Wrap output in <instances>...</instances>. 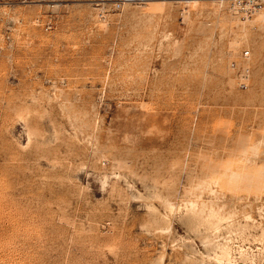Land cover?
I'll return each mask as SVG.
<instances>
[{"label":"rangeland","instance_id":"obj_1","mask_svg":"<svg viewBox=\"0 0 264 264\" xmlns=\"http://www.w3.org/2000/svg\"><path fill=\"white\" fill-rule=\"evenodd\" d=\"M0 264H264L263 16L0 0Z\"/></svg>","mask_w":264,"mask_h":264},{"label":"built area","instance_id":"obj_2","mask_svg":"<svg viewBox=\"0 0 264 264\" xmlns=\"http://www.w3.org/2000/svg\"><path fill=\"white\" fill-rule=\"evenodd\" d=\"M123 3L146 4L152 1L163 3H174L178 5H190L193 3L204 1H219V0H121ZM227 2L231 9L238 12L245 18H250L254 15L261 14L264 18V0H221ZM245 56H249V52L245 51ZM249 69L245 68L243 73H248Z\"/></svg>","mask_w":264,"mask_h":264},{"label":"bare ground","instance_id":"obj_3","mask_svg":"<svg viewBox=\"0 0 264 264\" xmlns=\"http://www.w3.org/2000/svg\"><path fill=\"white\" fill-rule=\"evenodd\" d=\"M216 2V1H215ZM217 2H220V3H222L223 1H221V0H219V1H217ZM223 255H224V257H227V258H229L230 257V247H229V245L228 244H224L223 246Z\"/></svg>","mask_w":264,"mask_h":264}]
</instances>
